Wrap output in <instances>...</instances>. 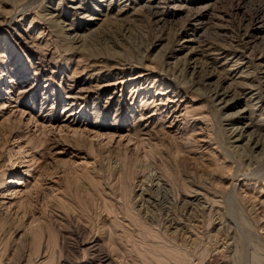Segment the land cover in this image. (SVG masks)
Masks as SVG:
<instances>
[{"label": "rangeland", "instance_id": "374dc122", "mask_svg": "<svg viewBox=\"0 0 264 264\" xmlns=\"http://www.w3.org/2000/svg\"><path fill=\"white\" fill-rule=\"evenodd\" d=\"M0 264H264V0H0Z\"/></svg>", "mask_w": 264, "mask_h": 264}, {"label": "bare ground", "instance_id": "6f19581e", "mask_svg": "<svg viewBox=\"0 0 264 264\" xmlns=\"http://www.w3.org/2000/svg\"><path fill=\"white\" fill-rule=\"evenodd\" d=\"M216 93H218V92H216ZM224 95V94H223Z\"/></svg>", "mask_w": 264, "mask_h": 264}]
</instances>
